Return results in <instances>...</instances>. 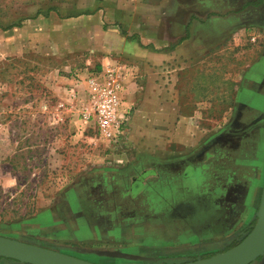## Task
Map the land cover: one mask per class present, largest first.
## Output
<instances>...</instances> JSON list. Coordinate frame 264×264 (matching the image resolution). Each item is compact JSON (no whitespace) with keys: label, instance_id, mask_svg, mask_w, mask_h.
<instances>
[{"label":"rangeland","instance_id":"obj_1","mask_svg":"<svg viewBox=\"0 0 264 264\" xmlns=\"http://www.w3.org/2000/svg\"><path fill=\"white\" fill-rule=\"evenodd\" d=\"M154 1L175 9L172 36L185 37L188 23L193 40L179 41L151 88L130 156L112 146L106 164L93 125L78 134L57 95L62 77L93 61L89 37L78 34L88 23L76 19L93 0H0V26L23 20L0 31V235L99 264H179L254 225L264 184V0ZM49 7L57 11L42 15ZM228 132L231 141L217 140ZM199 155L207 169L171 179L177 160ZM143 171L154 176L132 197Z\"/></svg>","mask_w":264,"mask_h":264},{"label":"crops","instance_id":"obj_2","mask_svg":"<svg viewBox=\"0 0 264 264\" xmlns=\"http://www.w3.org/2000/svg\"><path fill=\"white\" fill-rule=\"evenodd\" d=\"M112 7H117L118 11L112 10ZM137 9L138 12L143 10V18L137 15ZM173 12L175 9L166 8L160 1L150 3L147 0H93V12L78 15L76 19L79 22L88 23L78 34L89 37L93 61L90 58L86 68L79 73L62 77V85L57 89L58 97L64 100V112L68 113L66 116L78 134L83 135L90 126L80 118V111L87 103V96L86 85L79 79L85 80L89 71L95 68L101 71L110 66L122 65L126 74L122 111H130L131 119L128 152L130 156L135 147L131 139L135 138L134 126L138 124L142 114L151 112L150 104L154 101L149 97L151 88L160 85H156V80L163 78L166 63L178 57L179 41H183V46L184 42L186 44L193 40V29L188 27V23L183 26L185 37L178 40V36H172V27H177L176 19L172 21ZM163 16H169L167 23H163ZM95 130L93 127V131ZM95 132L97 137L93 136V141L99 140L104 144L103 160L106 164H111L108 161V152L113 145L103 139L97 130ZM95 154L97 153L90 155V160L99 158ZM116 158L124 160L125 157Z\"/></svg>","mask_w":264,"mask_h":264},{"label":"water","instance_id":"obj_3","mask_svg":"<svg viewBox=\"0 0 264 264\" xmlns=\"http://www.w3.org/2000/svg\"><path fill=\"white\" fill-rule=\"evenodd\" d=\"M111 255L134 258L125 253ZM264 256V184L255 223L248 234L235 246L206 258L179 264H252ZM0 258L23 264H99L52 248L0 235Z\"/></svg>","mask_w":264,"mask_h":264},{"label":"built area","instance_id":"obj_4","mask_svg":"<svg viewBox=\"0 0 264 264\" xmlns=\"http://www.w3.org/2000/svg\"><path fill=\"white\" fill-rule=\"evenodd\" d=\"M125 67L110 66L101 71L92 69L84 82L87 103L80 111L83 122L91 124L100 136L112 143L115 151L126 154L130 141V112L122 111L123 94L126 90ZM65 107V104H61ZM127 149V150H126Z\"/></svg>","mask_w":264,"mask_h":264},{"label":"flooded vegetation","instance_id":"obj_5","mask_svg":"<svg viewBox=\"0 0 264 264\" xmlns=\"http://www.w3.org/2000/svg\"><path fill=\"white\" fill-rule=\"evenodd\" d=\"M264 84V78L262 79V82L260 83V86ZM243 105H238L237 107V113L235 115V121H234V125L239 126V120H241L242 116L244 115V111L242 110ZM237 132H240L241 130H234ZM233 135H231V132L228 133H223L221 135H219L218 139L219 141H222L223 143L227 142V140H232ZM216 140V141H217ZM214 144V143H212ZM210 147V145H209ZM208 148V147H207ZM207 157L206 159L209 162H212V157L213 155H210V152H206L204 157ZM205 158H203L202 156H198V157H186L185 159H181V160H177L174 164V170H175V174H173L171 177V179H178V177H181L182 179H189L193 176H195V174H200L201 169H207L208 164L204 163ZM149 176H154L153 172L150 171H143L139 174V176L137 178H133L132 181L130 182L129 188H130V194L132 195V197H138L144 190V187L147 185V182H145V180L149 177ZM176 187H179L180 185H176V183L174 184ZM233 191L235 193H240L241 192V187L238 184H234L232 186ZM253 225H251V222L247 223V225L243 228L240 229L239 231H236L233 235L228 236L224 241H220V250L219 251H215L212 254H205V253H198L196 255V257H194V260L198 259V258H206L209 257L217 252H221L224 250H227L233 246H235L236 244H238L247 234L248 232L251 230ZM42 246V245H41ZM74 256V255H73ZM77 257V256H76ZM80 258V257H79ZM12 262L14 264H18L19 262L13 261L12 259H6V258H0V263L1 262ZM264 261V256L259 257L256 261H254L252 264H256L259 262ZM22 264V263H19Z\"/></svg>","mask_w":264,"mask_h":264},{"label":"trees","instance_id":"obj_6","mask_svg":"<svg viewBox=\"0 0 264 264\" xmlns=\"http://www.w3.org/2000/svg\"><path fill=\"white\" fill-rule=\"evenodd\" d=\"M54 10H56V8L49 7V8L47 9V13L42 14V12L39 11V12L37 13V15L42 14V15H44V16H48L49 13H50L51 11H54ZM56 11H57V10H56ZM81 14H83V13H79V14H77V16H78V15H81ZM22 21H23V20H20L19 22L10 23V24L5 25V26H0V31H7V30H10V29L15 28V27H21V25H22ZM13 261H15V260H13ZM16 262H18V261H16ZM19 263H20V262H19ZM19 263H18V264H19ZM22 264H23V263H22Z\"/></svg>","mask_w":264,"mask_h":264}]
</instances>
